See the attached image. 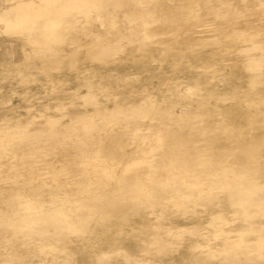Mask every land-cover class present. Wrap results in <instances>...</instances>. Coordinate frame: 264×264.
<instances>
[{"label": "rangeland", "instance_id": "obj_1", "mask_svg": "<svg viewBox=\"0 0 264 264\" xmlns=\"http://www.w3.org/2000/svg\"><path fill=\"white\" fill-rule=\"evenodd\" d=\"M16 1L0 0V13L16 19V13L11 11ZM7 6H11L8 11L2 9ZM122 10L123 0H75L63 14V19L73 16L74 21L70 22L72 25L62 39L49 45L39 39L38 31L34 40L33 35H20L18 40H13V36L0 30V54L6 59H17L29 51L40 54L51 51L64 61L62 65L57 63L52 73L62 76L63 66L70 64L72 58L89 59L94 52L104 51L108 44L106 33L112 28L118 29V23L131 27ZM148 27L154 28L152 39L158 38V42L153 43L158 52L164 48L162 40L169 34L161 32V21ZM181 35L182 30H179L174 37L178 40ZM234 43L238 50L249 46L241 40ZM257 51L252 52L255 57H258ZM12 62L16 61L12 59ZM85 66L82 80L77 83L68 80L64 89L40 88L39 83L44 78L36 67H22L21 72L29 80L26 86L15 79L0 80V107H10L9 142L24 139L28 142L29 155L43 157L52 153V161L59 167L63 164L59 154L62 150L86 151L91 154L86 158L89 163L98 152L101 155L97 156L98 160L108 157L106 162L112 164V177L100 188L93 179L101 173L93 175L83 171L71 177L66 169H61L57 172L58 186L56 180L47 178L39 193L19 191L16 197L21 200L34 195L50 205L54 191L63 195L65 191L71 192L72 186L81 187L78 196L85 207L77 228L48 222L40 236L29 235L27 228L15 224L13 212L20 217L27 214L23 201L11 209H3V202L15 192L0 187V264H220V260L221 264H249L246 262L248 248L243 244L235 250L232 248L238 237L234 230L236 225L219 218L223 213L228 216L237 213L234 204L237 195L232 186L236 181L255 184L253 198L264 197V115H259L252 107L264 93L229 94L227 90L234 80L240 85L248 82L243 57L236 60L235 69L231 71L225 61L221 64L223 73L230 71L232 79L210 74L200 83L187 78L178 79L175 86L172 81L166 82L172 83L169 86L173 88V98L168 99L146 85L155 84L143 78L146 75L126 81L105 79L107 75H90V71L103 70L91 69L92 63ZM10 69L13 71L14 67ZM0 70L5 72L1 65ZM22 91H26V96L22 102L18 101L19 105H13ZM63 91L65 94L59 93ZM88 96L94 100H87ZM9 99L12 101H7ZM203 130L209 134L211 144L198 139ZM125 133H129L130 138L121 148L107 145L108 137ZM190 135H197L198 140L192 146L172 144L176 138L180 141ZM6 143L7 139L0 136V149ZM1 156L4 160L10 158L8 153ZM200 157L208 160L202 162ZM41 161V166L47 165V161ZM132 162H135V170L145 175L157 169L160 176H166L167 172L161 168L170 164L192 171L171 179V185L163 189L156 186L154 191L146 193L141 188L143 185L137 184L140 174L124 170ZM222 166L227 169L221 170ZM189 173L200 182L214 179L218 185L229 183L230 186L213 189L205 198L198 197L202 205L183 200L189 210L183 214L182 208L174 205L181 200L180 194L198 196L196 186L189 184L192 178ZM247 207L255 215V225L261 228L259 234L264 237V212L250 200ZM152 224L160 225L154 230L164 232L156 244L149 243ZM173 230L176 233L171 236ZM198 243L207 247L201 248ZM39 246L45 249L40 250ZM211 248L226 250L229 254L213 257L209 253ZM203 258L206 263L200 261ZM253 264H264V254Z\"/></svg>", "mask_w": 264, "mask_h": 264}, {"label": "bare ground", "instance_id": "obj_2", "mask_svg": "<svg viewBox=\"0 0 264 264\" xmlns=\"http://www.w3.org/2000/svg\"><path fill=\"white\" fill-rule=\"evenodd\" d=\"M74 2L75 0H17L11 9L16 13V19L0 13V30L11 35V37L13 36V40H18L17 36L20 35H33L32 40H34L36 32L39 31V39L50 45V43L62 39L65 32L71 27L72 23L70 22L74 21V17L70 16L68 19H63V14L69 11ZM10 7L7 6L2 9L8 11ZM122 12L129 19L126 21L128 24H132L131 27H125L118 23V29L112 28L106 33L108 44H106L104 51L94 52L92 58L89 59L78 56L72 58L70 64L67 63L63 66L64 74L62 76L56 77L52 73V69L58 66L57 63L64 64V61L57 55H53L51 51L41 54L37 51H29L17 59H6L0 54V65L5 70V72L0 70V80L15 79L21 86H26L29 80L21 72L22 67L25 69L36 67V70L44 78V81L39 83L40 88L58 87L64 89L68 80L75 81L74 83L80 82L82 80V67L92 63L91 69L103 71H90V75H107L105 79L117 78L126 81L146 75L143 78L155 83L152 86L148 83L146 85L168 99L173 98L172 86H175L180 78H187L196 83H200L203 78L206 79V76L210 74L226 80L232 79L230 71L235 69L236 60L243 57L245 77L248 82L240 85L234 80L227 88L228 93L243 95L252 92H254L253 94L256 92L264 93V85L258 86L259 83L264 84V0H123ZM130 20H134L136 23L133 24ZM126 21L121 20L124 24ZM156 21L162 22L161 32L169 34L167 39L162 40V43L165 44L164 48L158 52L153 45V43L158 42V38L152 39L154 28L148 27ZM181 25L182 29H180ZM179 30H182V35L177 40L174 34ZM116 31L119 32L116 34ZM237 40L248 42L249 46L238 50L234 43ZM254 50H258L256 52L258 57L253 55ZM12 59L16 62H12ZM224 61L230 68L228 73H223L220 67ZM15 66L17 67L15 68ZM10 67H14V70L11 71ZM198 68L201 70L198 71ZM87 69L89 68L87 67ZM236 76H239V73L238 75L236 73ZM169 81H172L173 84L166 83ZM171 84L172 86H169ZM108 91L110 88L107 89ZM59 93L65 94L64 91ZM18 94L20 96L13 105H19L18 101L22 102L27 93L22 91ZM86 99L94 100L93 97L89 96ZM262 99L256 104L253 103L252 106L259 115H264V95ZM9 110L10 107H0V136L7 139L6 145L0 149V187L13 190L15 193H11L10 197L3 202V206H5L3 209H11L16 203L23 201V207L27 214L20 217L13 212L12 218L15 224L21 228H27L29 235L37 234L40 236L48 222L66 223L77 228L76 224L83 219L82 210L85 207L84 201L78 196V193L82 192L79 184L72 186L71 192L65 191L63 195L54 191L51 195L50 205H45L39 196L33 195L21 200L16 195L19 191L39 193L41 188L46 185L47 178L56 180L58 186L60 181L57 172L61 169H66L71 177L77 172L83 171L93 175L101 173L100 177L93 179L97 187L100 188L108 184L112 177V164L106 162L110 158L98 160L97 156L101 155L96 152L91 157L92 162L89 163L90 161L87 162L86 158L91 154L86 151L67 152L62 150L59 154L62 156L63 164L59 167L52 161V153L45 154L43 157L41 154L31 156L29 155L28 142H25L24 139L8 141L9 121H11ZM19 134H24V132L19 131ZM129 135V133L122 136L112 135L107 138V145L113 144L121 148L130 138ZM208 135L207 131L203 130L198 135L200 136L198 139L211 144L208 141ZM196 136L190 135V137L181 138L180 141L176 138L172 144L181 143L184 146H192L198 141ZM158 140L161 141L160 138ZM2 153H8L10 158L4 160L1 156ZM42 159L47 161L46 166L40 165ZM199 160L203 162L208 159L200 157ZM134 163L127 164L124 170L126 173L140 174L137 175V184H142L141 188L146 193L154 191L156 186L163 189L171 185V179L182 177L183 172L192 171L191 168L182 169L177 165L170 164L168 167L161 168L167 172L166 176H160L157 169H153L151 174L145 175L144 172L135 170ZM87 164L90 166L87 167ZM198 169L207 174L212 173L202 168H196V170ZM220 169H227V167L222 166ZM189 174L192 177L189 184L196 186L198 196H192L191 193L186 192L180 194L181 200L175 201L174 205L181 207L183 214L189 211L183 205V200L193 202L194 205H202L197 200L198 197L205 198L210 195L213 189L230 186L229 183L218 185L214 179L200 182L193 173ZM254 185L253 183L246 185L236 181L232 186L237 195V199L234 201L237 206V213L232 216L223 213L219 217L227 224L232 222L236 225L234 230L238 237L232 248L235 250L241 244L248 248L246 252L249 258L246 262L249 264H253L264 254V237L259 234L261 228L256 227L255 215L247 207V202L250 200L251 204H255L264 212V197L253 198L256 193ZM214 219L217 220V218ZM158 226L160 225H151V231L148 232L149 243L156 244L158 237L164 234L162 230H154ZM175 233L176 231L173 230L171 236ZM165 234H169V232H165ZM198 246L207 247L200 243ZM39 247L40 250L45 249L42 246ZM209 253L213 257L218 256V254L225 257L229 254L226 250H213V248ZM158 256L161 257V254ZM141 261L143 262V260ZM200 261L202 263L207 262L205 258Z\"/></svg>", "mask_w": 264, "mask_h": 264}]
</instances>
